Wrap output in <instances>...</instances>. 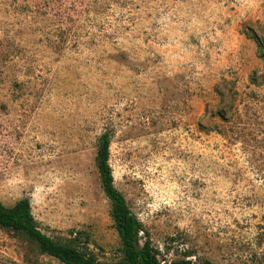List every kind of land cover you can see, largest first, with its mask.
Masks as SVG:
<instances>
[{
  "label": "rangeland",
  "instance_id": "rangeland-1",
  "mask_svg": "<svg viewBox=\"0 0 264 264\" xmlns=\"http://www.w3.org/2000/svg\"><path fill=\"white\" fill-rule=\"evenodd\" d=\"M105 132L162 264H264V0H0V202L99 264ZM0 264L63 263L0 228Z\"/></svg>",
  "mask_w": 264,
  "mask_h": 264
},
{
  "label": "trees",
  "instance_id": "trees-1",
  "mask_svg": "<svg viewBox=\"0 0 264 264\" xmlns=\"http://www.w3.org/2000/svg\"><path fill=\"white\" fill-rule=\"evenodd\" d=\"M109 133L99 138L98 170L101 175L103 191L113 205V222L121 242L122 257L111 264H162L148 239L142 240V225L128 208L123 195L113 185L112 171L109 165ZM0 228L9 229L35 243L40 253L53 257L63 264H99L87 251L68 243L54 240L43 234L36 226L27 198L18 200L12 207L0 202ZM163 264H192L190 260L163 261Z\"/></svg>",
  "mask_w": 264,
  "mask_h": 264
}]
</instances>
